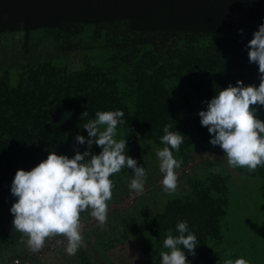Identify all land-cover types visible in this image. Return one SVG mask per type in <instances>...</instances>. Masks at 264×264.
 Listing matches in <instances>:
<instances>
[{"label":"trees","instance_id":"1","mask_svg":"<svg viewBox=\"0 0 264 264\" xmlns=\"http://www.w3.org/2000/svg\"><path fill=\"white\" fill-rule=\"evenodd\" d=\"M261 24L264 0H0V264H160L163 240L169 229L178 235L181 221L199 241L191 264L241 257L260 264L264 227L233 230L228 209L237 175L257 179L264 198V168L230 167L198 113L229 84L259 86L246 45ZM115 110L126 121L116 139H127L126 152L148 174L143 194L129 188L132 170L122 169L110 177L107 223L82 213L84 247L69 256L57 236L45 251H31L10 211L16 172L50 152L83 153L87 144L75 137H88L84 124ZM166 124L185 135L173 150L183 161L173 194L163 191L156 156ZM119 248L116 263L109 252Z\"/></svg>","mask_w":264,"mask_h":264},{"label":"clouds","instance_id":"2","mask_svg":"<svg viewBox=\"0 0 264 264\" xmlns=\"http://www.w3.org/2000/svg\"><path fill=\"white\" fill-rule=\"evenodd\" d=\"M246 48L249 63L258 65L259 86H245L242 80L237 81L236 86L229 84L210 101H205L207 110L198 115L202 126L207 127L212 136L211 145L223 150L228 165L254 173L264 168V120L258 114L259 106H264V24L259 26ZM87 115V111L82 113V117ZM124 115L121 110L96 112L95 119H90L83 127L88 137L79 134L75 137L77 144H87L86 151L81 153L77 148L72 158L50 152L47 159L30 171L16 172L11 184L16 202L10 211L14 228L27 237L26 244L31 251H41L49 239L57 236L66 239L65 251L69 256L84 247L82 213L90 212L101 226L107 223L115 188L110 177L122 169L132 170L129 188L143 194L148 178L145 167L126 152L127 139H116L118 126L126 123ZM171 127V124L164 126L161 143L165 146L156 149L159 170L163 174V191L168 194L178 188L177 169L183 161L175 158L173 150L180 151L185 136L177 130L170 131ZM93 145L102 151L94 154ZM176 232L178 235L174 236L169 229L163 240L167 251L159 252L160 264H191L187 256L196 255L199 241L187 221L177 223ZM226 255L232 253L229 251ZM224 264H250V261L241 257L234 261L228 259Z\"/></svg>","mask_w":264,"mask_h":264},{"label":"rangeland","instance_id":"3","mask_svg":"<svg viewBox=\"0 0 264 264\" xmlns=\"http://www.w3.org/2000/svg\"><path fill=\"white\" fill-rule=\"evenodd\" d=\"M259 118L264 120V116H259ZM234 178V181L230 183L231 194L228 209V221L231 229L244 233L247 227L253 228L255 225H260V228L264 227V198L261 195L258 180L242 178L239 175ZM133 197L134 195L131 194L123 205L130 204ZM84 228H86V224H84ZM109 253L112 259L118 263V256L122 254V249L110 250ZM136 258L135 254L131 255L133 261ZM260 264H264V259L260 261Z\"/></svg>","mask_w":264,"mask_h":264},{"label":"built area","instance_id":"4","mask_svg":"<svg viewBox=\"0 0 264 264\" xmlns=\"http://www.w3.org/2000/svg\"><path fill=\"white\" fill-rule=\"evenodd\" d=\"M60 241H62V240H60ZM62 242H63V241H62ZM62 242L57 243V244H61ZM53 247H54V246L51 245V249H52ZM43 251H45V249H42V250H41V252H43ZM12 264H20V261L15 260Z\"/></svg>","mask_w":264,"mask_h":264}]
</instances>
